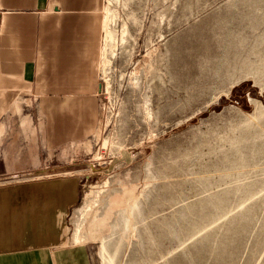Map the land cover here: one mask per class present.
Returning a JSON list of instances; mask_svg holds the SVG:
<instances>
[{"label": "rangeland", "instance_id": "374dc122", "mask_svg": "<svg viewBox=\"0 0 264 264\" xmlns=\"http://www.w3.org/2000/svg\"><path fill=\"white\" fill-rule=\"evenodd\" d=\"M99 125L69 245L89 264H264V0H102ZM25 112L0 152L38 166ZM26 159V160H24Z\"/></svg>", "mask_w": 264, "mask_h": 264}, {"label": "crops", "instance_id": "0c3cea01", "mask_svg": "<svg viewBox=\"0 0 264 264\" xmlns=\"http://www.w3.org/2000/svg\"><path fill=\"white\" fill-rule=\"evenodd\" d=\"M101 5L0 0V136L8 113L25 112L38 162L18 169L22 156L0 152V264H89L68 244L76 180L64 177L83 160L61 152L98 129Z\"/></svg>", "mask_w": 264, "mask_h": 264}]
</instances>
